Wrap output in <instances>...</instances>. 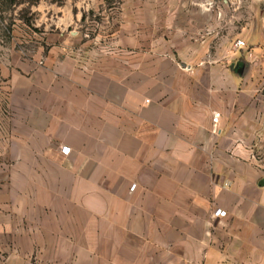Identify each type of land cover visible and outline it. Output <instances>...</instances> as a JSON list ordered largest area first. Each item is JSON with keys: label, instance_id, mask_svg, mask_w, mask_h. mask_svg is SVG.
Masks as SVG:
<instances>
[{"label": "crops", "instance_id": "crops-1", "mask_svg": "<svg viewBox=\"0 0 264 264\" xmlns=\"http://www.w3.org/2000/svg\"><path fill=\"white\" fill-rule=\"evenodd\" d=\"M143 7L97 58L4 70L0 264H264V0L238 31L229 0Z\"/></svg>", "mask_w": 264, "mask_h": 264}, {"label": "rangeland", "instance_id": "rangeland-1", "mask_svg": "<svg viewBox=\"0 0 264 264\" xmlns=\"http://www.w3.org/2000/svg\"><path fill=\"white\" fill-rule=\"evenodd\" d=\"M169 3L184 4L187 0H0V163L9 159L3 155L8 141L4 139L7 126L2 121L7 115L5 109L8 110L9 84L3 77L7 67L12 73L20 68L28 79L38 68L52 69L57 59L68 53L82 58L89 52L97 58L112 50L116 28L121 23L146 16L143 6ZM202 3L223 4L226 0H202ZM229 3L235 6L238 31L243 23L237 18L241 12L238 8L246 0ZM155 36L152 32L151 38Z\"/></svg>", "mask_w": 264, "mask_h": 264}, {"label": "built area", "instance_id": "built-area-1", "mask_svg": "<svg viewBox=\"0 0 264 264\" xmlns=\"http://www.w3.org/2000/svg\"><path fill=\"white\" fill-rule=\"evenodd\" d=\"M245 46H246V44L242 40H236V42L234 44L235 49H242V48H245ZM221 117H222L221 113H219V112H215L213 114V116H212V131H213L214 134H218L219 131H220ZM61 152H62L63 155L68 156L69 153H70V149L65 147V148L62 149ZM229 186H230L229 183L225 184V187H229ZM135 189H136V185H132L130 190L133 192ZM214 216L216 218H218V217L224 218V217L227 216V213L222 211V210H220V209H216L214 211Z\"/></svg>", "mask_w": 264, "mask_h": 264}]
</instances>
